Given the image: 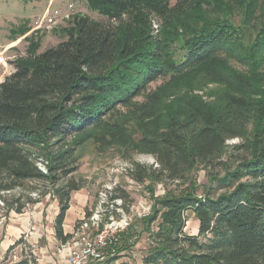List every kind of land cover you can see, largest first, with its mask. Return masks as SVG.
<instances>
[{
  "label": "trees",
  "instance_id": "obj_1",
  "mask_svg": "<svg viewBox=\"0 0 264 264\" xmlns=\"http://www.w3.org/2000/svg\"><path fill=\"white\" fill-rule=\"evenodd\" d=\"M84 1L103 19L75 13L42 52L46 31L12 29L27 46L0 82V197L27 182L55 186L64 244L70 194L82 187L67 177L91 140L118 148L135 182L175 185L134 218L140 230L130 222L104 264H129L117 261L143 233L140 264H264V0ZM158 78L167 80L148 91ZM233 139L239 154L229 162ZM136 152L155 165L134 161ZM197 167L207 185L190 179ZM19 200L9 203L18 213ZM189 213L196 234L185 230ZM19 245L28 246L23 236L5 257ZM23 247L17 264H35Z\"/></svg>",
  "mask_w": 264,
  "mask_h": 264
},
{
  "label": "rangeland",
  "instance_id": "obj_2",
  "mask_svg": "<svg viewBox=\"0 0 264 264\" xmlns=\"http://www.w3.org/2000/svg\"><path fill=\"white\" fill-rule=\"evenodd\" d=\"M49 1L50 0H0V82H2L4 78L13 71V65L9 61L14 60L18 55H24L26 53L27 42L21 36L14 38L12 29L17 28L22 23H26L31 27L35 18L45 13ZM51 1L52 7L59 8L60 6L61 9H64L61 2H64L66 5L69 0ZM76 1L78 2L76 5L77 12L89 14L92 19H103L98 13L88 10L84 0ZM65 24L66 22L60 21L55 27L63 26ZM41 35L40 48L37 50L38 52H42L46 48L56 45L59 41V37L54 34L53 31H46ZM166 80V78H158L149 84L148 91L154 90ZM211 87H215V84L208 83L204 89ZM199 92L201 93L202 91ZM140 100H142V96H138L137 101ZM135 137H137V135H135ZM240 142V139L227 141L229 146L225 158H228L229 162L239 154V149L233 146ZM76 156V169L67 178H73L75 182L82 184V187L77 191H72L70 195L77 199L81 194H88L90 199L83 208V216L77 218L74 221L73 226H76L80 219L86 217L87 212L90 213L98 200L99 193L108 184L113 186L111 196H114L115 193L118 192L117 189H122L128 194V200L123 201L122 209L131 215V223L135 222V217H142L149 214L155 197L162 196L167 191L175 188V185L169 182L152 183L145 181L144 183L139 184L132 180L127 173L130 163L122 158L121 151L116 147L100 149L91 140H88L76 149ZM132 158L134 161L141 164L155 165L153 157L145 153L136 152L133 154ZM190 179L195 181L199 186L207 185V169L197 167V169L190 174ZM64 181L65 180L60 183H63ZM31 187H36V189L33 190ZM55 188V186L50 187V185L44 182H27L24 187H20L16 189V191L1 193V196H3L6 201L4 200V206L0 208V222L4 224L7 222L8 217L12 216L13 213H16L13 207L11 208L9 204L12 200H15L17 197L20 198V200L17 201V205H22L23 212H30L33 211L37 202H43L47 199V202L50 203V201L53 200V189ZM200 190L201 189H199V191ZM30 193H35V195L31 196L29 195ZM1 199L3 200V198ZM15 205L16 204L13 203V206ZM109 205L110 202L108 203V206ZM196 223L197 220L189 213L185 228L188 234L197 233ZM43 226L45 228L44 224ZM134 226L136 230H140V227L137 224L134 223ZM31 229L32 226L30 230ZM123 231L118 234L117 240L113 245L101 250V260L90 261L88 264H104L105 260L108 259L109 251L119 242L120 234ZM146 249L147 239L146 234L143 233L136 240L134 246L122 253V257L117 262L127 261L129 264H140L141 255ZM9 253L14 254L15 251L11 250ZM18 253L19 252H17V254Z\"/></svg>",
  "mask_w": 264,
  "mask_h": 264
},
{
  "label": "built area",
  "instance_id": "obj_3",
  "mask_svg": "<svg viewBox=\"0 0 264 264\" xmlns=\"http://www.w3.org/2000/svg\"><path fill=\"white\" fill-rule=\"evenodd\" d=\"M51 3L50 0L45 13L35 18L27 34L50 31L58 22H66L77 13L76 0H69L64 9L52 7ZM153 27L156 28L157 25L154 23ZM37 165L42 172H46L44 162L39 161ZM112 187L110 184L104 187L99 193L94 208L73 227L70 239L63 245L67 264H87L90 261L101 260V250L113 245L118 234L129 226L132 220L131 215L122 209L121 198L111 196ZM29 195L34 196L35 193ZM2 206H4V200L0 198V208ZM22 247L20 245L21 251ZM23 250L25 254L29 252L33 255L32 247L24 246Z\"/></svg>",
  "mask_w": 264,
  "mask_h": 264
},
{
  "label": "crops",
  "instance_id": "obj_4",
  "mask_svg": "<svg viewBox=\"0 0 264 264\" xmlns=\"http://www.w3.org/2000/svg\"><path fill=\"white\" fill-rule=\"evenodd\" d=\"M61 4L65 8V3L61 2ZM52 198L50 203L47 199L37 202L33 211L23 212L21 209L22 212L13 213L4 224L0 222V264H17L22 258L20 245L14 248V254L9 253L5 257L9 246L21 236L24 237L27 245L33 248L35 264H67L63 248L66 242L60 243L54 234V219L59 206L57 197L52 196ZM89 199L88 194H81L77 199L70 195L69 208L63 222L64 233L71 234L74 221L83 216V208ZM197 225L196 223V228Z\"/></svg>",
  "mask_w": 264,
  "mask_h": 264
}]
</instances>
